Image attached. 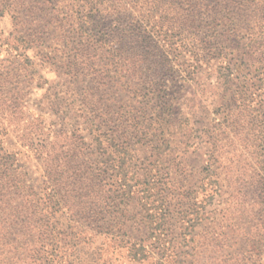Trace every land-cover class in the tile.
I'll return each mask as SVG.
<instances>
[{
	"label": "rangeland",
	"instance_id": "374dc122",
	"mask_svg": "<svg viewBox=\"0 0 264 264\" xmlns=\"http://www.w3.org/2000/svg\"><path fill=\"white\" fill-rule=\"evenodd\" d=\"M78 1L0 0V65L18 62L13 72L25 92H14L25 94V115L68 131L65 143L99 174L101 233L87 235L74 264L99 257L111 264H264V184L257 176L264 173V0H236L220 11L205 0L190 27L167 25L177 41L168 46L175 69L155 92L160 97L147 84L107 79L96 90L104 121L94 133L80 99L89 80L70 70V48L103 38L113 49L117 37L105 15L61 20ZM180 2L190 14L189 0ZM169 12L165 21L187 19ZM115 60L98 61L111 68ZM12 119L3 147L41 187L43 168L18 137L36 126ZM117 129L126 137L110 140ZM54 222L70 230L64 213Z\"/></svg>",
	"mask_w": 264,
	"mask_h": 264
},
{
	"label": "trees",
	"instance_id": "16d2710c",
	"mask_svg": "<svg viewBox=\"0 0 264 264\" xmlns=\"http://www.w3.org/2000/svg\"><path fill=\"white\" fill-rule=\"evenodd\" d=\"M180 1L80 0L64 8L61 20H66V23H77L78 17L84 19L97 14L105 15L111 21V34L117 37L113 49L106 48L107 42L103 38L97 40L98 46L88 38L86 42H78L70 48V70L76 72V78L84 75V79L89 80L90 86L82 88L80 99L88 109L84 122L92 133L104 121H101L104 113L96 105L99 103L96 90H100L107 79L121 76L137 81L139 86L147 84L149 92L160 97L155 92L165 83L166 73L175 69L168 46L177 42L175 35H167L164 28L167 25L177 29L189 26L194 22L190 18H197V12L205 10L206 6L205 0H189L191 13L187 14L189 10L182 7ZM19 2L8 0V6ZM233 3L236 0H214L212 7L219 11L226 10ZM237 7L241 11V6ZM169 11L176 15L185 13L187 19L171 18L165 21L167 16L164 14H170ZM60 13L57 10L58 20ZM251 13L246 16L250 23ZM67 33L66 38L72 37L71 31L67 30ZM110 54L116 60L111 63V68H106L98 60L101 55ZM9 62L8 65H0V264H74L72 256L86 243L87 235L95 238L101 233L97 224L99 174L92 164L82 158L76 146L73 148L72 144L65 143L69 138L68 131L58 130L54 124L47 125L43 116L25 115V94L14 92L18 89L25 92V86L15 79L13 72L18 62ZM11 84L15 87L9 89ZM12 118L36 126L29 137L24 133H19L18 137L20 144L43 168L41 187L32 183L28 172L20 171L21 166L16 165L17 153L3 147L1 137L8 133L7 125L14 121ZM46 126L50 128L47 133L44 129ZM112 128L118 127L115 125ZM120 133L118 129L114 130L110 140L116 138L115 134L122 139L126 137V132ZM78 138L82 139V136ZM94 138L98 139L99 136ZM257 176L264 184V173L262 175L259 171ZM59 212L68 216L70 230L57 229L54 220ZM108 233L109 236L114 235L111 231ZM111 238L113 240L114 237ZM94 264L111 262H102L99 257Z\"/></svg>",
	"mask_w": 264,
	"mask_h": 264
}]
</instances>
